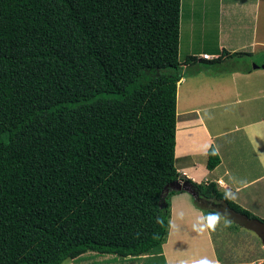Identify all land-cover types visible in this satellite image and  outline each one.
<instances>
[{
    "label": "trees",
    "instance_id": "1",
    "mask_svg": "<svg viewBox=\"0 0 264 264\" xmlns=\"http://www.w3.org/2000/svg\"><path fill=\"white\" fill-rule=\"evenodd\" d=\"M180 8L0 0V264L160 255L176 179L195 207L264 242V219L176 170L177 86L204 58L179 59ZM245 55L222 49L207 62ZM206 153L212 170L219 155Z\"/></svg>",
    "mask_w": 264,
    "mask_h": 264
},
{
    "label": "crops",
    "instance_id": "2",
    "mask_svg": "<svg viewBox=\"0 0 264 264\" xmlns=\"http://www.w3.org/2000/svg\"><path fill=\"white\" fill-rule=\"evenodd\" d=\"M212 1L217 3V17L220 22L217 39L220 36L221 41L218 39L217 44L212 45L210 41L214 40L208 39L205 35L202 36L203 43L206 44L205 41L208 40L209 51L196 52V50L190 55L199 58L200 55L208 54L210 59L194 61L190 67L186 68V71L195 76L201 70L207 69L205 66L211 65L207 61L218 57L222 49L229 54L246 52L253 55L249 57L245 55L239 64L230 69L229 73L234 78L233 83L240 78L237 86L233 88L234 97L221 99V102L216 105L214 104L216 101L206 100L197 92L196 98L205 102L199 106L186 107L181 112H178L176 101L174 164L182 178L197 183L213 181L218 189L235 204L264 219V113L260 112L262 108L258 110V107L252 106L253 100L258 97L264 98V68L255 64L246 65V58L256 55L251 48L257 43L254 40L261 11V0H204L200 4L207 11L211 10ZM236 29L243 30L246 41L244 43L223 42L224 37L232 39L228 32H234ZM246 49L250 50L246 51ZM196 53L198 54L195 55ZM230 61L236 62L233 58ZM190 74L180 79L177 90L183 82H187L186 77ZM209 76L218 81L221 79L214 70H210ZM228 106H232L233 109H226ZM219 107L223 112L218 113ZM208 111H214V113ZM210 146L215 148L220 158L219 163L212 170L206 167V152ZM202 217L201 211L193 204L190 192L179 190L170 196L168 234L161 246L165 264L264 263V256L258 255L245 262L225 261L217 252L218 248L211 237L209 227L204 229L200 255L192 261H181V258L190 250L186 251L187 247L175 250L172 246L181 239L185 240V234L187 238L191 237L194 229L191 231L189 228L195 222L202 226L204 223ZM190 239L193 240V237ZM261 244L264 246L263 241Z\"/></svg>",
    "mask_w": 264,
    "mask_h": 264
},
{
    "label": "rangeland",
    "instance_id": "3",
    "mask_svg": "<svg viewBox=\"0 0 264 264\" xmlns=\"http://www.w3.org/2000/svg\"><path fill=\"white\" fill-rule=\"evenodd\" d=\"M204 0H181L180 8V34H179V59L183 60L188 54L192 52L209 51L206 44L203 43L202 36H207L208 39L214 40L210 41V44H217L220 40V36L217 39V29L219 30V19L217 17V3L211 2V10H204V7L200 4ZM261 11L259 14V21L256 29L255 40L256 46L252 47L251 50L255 54L264 53V0H261ZM238 30V29H236ZM230 31L228 32L229 37L232 39L223 38L225 43H244L246 37L241 31ZM206 33V34H205ZM234 37V38H233ZM192 51H189V50ZM250 49H246L249 51ZM196 53L195 55H197ZM201 56V55H200ZM239 56L233 57L236 62H231L229 58H224L221 62L215 63L213 67L211 65H206L205 70H201L197 75L190 74L186 77L187 82H183L180 88L177 90V109L181 112L186 107H195L201 105L205 102L203 100H198L196 98V93L198 92L206 100L216 101L214 104H219L221 99H228L234 97L233 88L237 86V82L233 83L234 78L230 75V69L233 66L240 63L241 58ZM259 57L253 56L252 58H246V65L256 64L259 65ZM258 63V64H257ZM206 64V62H205ZM203 66V65H202ZM209 70V71H207ZM210 70H214L216 74L220 76L221 79L216 80L215 78L209 76ZM235 93V92H234ZM225 105H228L225 103ZM252 106L261 109L260 112L264 113V98L258 97L252 101ZM244 108V105H242ZM222 108L219 107L218 113L223 112ZM226 109L232 110V106L226 107ZM209 113H214V111H208ZM177 113V110H176ZM195 114V113H193ZM220 205L221 202H218ZM202 213V218L204 223L199 226L197 222L192 224L189 228L194 229L192 236L187 241L181 239L177 244H173V249L179 250L181 248L187 247L186 251L190 252L181 258V261L188 262L195 260L201 253V243L203 241V233L205 227H209L211 237L217 246V252H219L225 261H230L232 263L245 262L249 258L254 256H264V246L261 244V240L257 234L249 229L236 225V230L232 225L227 227L229 223L224 214H219L218 212L212 213L199 209ZM205 224V225H204ZM202 228V229H201ZM234 229V230H229ZM206 230V229H205ZM207 234V233H205ZM191 235V234H190ZM193 237V240L190 238ZM196 238V239H195ZM191 243V244H189ZM184 251V253L186 252ZM162 256V253L160 254ZM159 254L148 255L144 257H120L115 254L107 253H97L94 251H86L80 256L73 259H66L61 264H165L163 256ZM220 256V255H219ZM221 257V256H220ZM190 264V263H188Z\"/></svg>",
    "mask_w": 264,
    "mask_h": 264
},
{
    "label": "water",
    "instance_id": "4",
    "mask_svg": "<svg viewBox=\"0 0 264 264\" xmlns=\"http://www.w3.org/2000/svg\"><path fill=\"white\" fill-rule=\"evenodd\" d=\"M256 57L260 58V59H258L259 65H260V67L264 68V53H262L260 55H256ZM168 189H174V190H178V191L179 190H186V191L192 193L191 184L188 181H181L179 179L172 181L168 186H166L165 192H167Z\"/></svg>",
    "mask_w": 264,
    "mask_h": 264
},
{
    "label": "built area",
    "instance_id": "5",
    "mask_svg": "<svg viewBox=\"0 0 264 264\" xmlns=\"http://www.w3.org/2000/svg\"><path fill=\"white\" fill-rule=\"evenodd\" d=\"M203 57H204V58H209V55H208V54H203ZM217 181H218V183H220L219 180H217Z\"/></svg>",
    "mask_w": 264,
    "mask_h": 264
},
{
    "label": "flooded vegetation",
    "instance_id": "6",
    "mask_svg": "<svg viewBox=\"0 0 264 264\" xmlns=\"http://www.w3.org/2000/svg\"><path fill=\"white\" fill-rule=\"evenodd\" d=\"M256 55H257V54H256ZM256 55H255V56H256Z\"/></svg>",
    "mask_w": 264,
    "mask_h": 264
},
{
    "label": "clouds",
    "instance_id": "7",
    "mask_svg": "<svg viewBox=\"0 0 264 264\" xmlns=\"http://www.w3.org/2000/svg\"><path fill=\"white\" fill-rule=\"evenodd\" d=\"M182 181V180H181Z\"/></svg>",
    "mask_w": 264,
    "mask_h": 264
}]
</instances>
